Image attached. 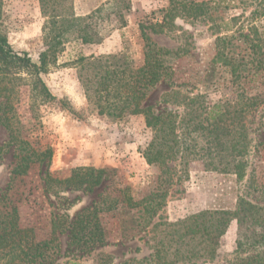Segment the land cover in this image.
<instances>
[{
    "label": "rangeland",
    "instance_id": "1",
    "mask_svg": "<svg viewBox=\"0 0 264 264\" xmlns=\"http://www.w3.org/2000/svg\"><path fill=\"white\" fill-rule=\"evenodd\" d=\"M195 1L203 3L197 17L181 13L159 32L169 0H131L129 9L113 0H74L78 16L92 15L87 22L93 24L99 40L83 44L75 35L70 36L44 75L52 92L66 101L72 112L59 103L33 111L29 86L24 76L19 80V112L31 128L27 138L36 150L52 151L51 158L45 159V163L50 162V174L66 178L73 169L84 166L106 170L102 184L90 192L48 191L45 163H37L26 175L13 179L16 153L14 145H8V131L0 126V196L7 193L18 206L23 227L33 228L39 238L51 237L52 221L58 215L66 214V227L84 210L97 208L106 230L105 244L90 248L71 244L69 231L57 229L55 236L61 246L49 264H97L103 254L111 255L108 262L117 264L148 254L145 240L153 232L137 226L144 215L139 207L130 209L128 198L140 201L153 192L168 190L154 218L162 223L157 230L164 229L165 222H176L204 209L235 210L240 198L264 207V0ZM120 12L125 25L118 19ZM1 19L15 49L36 57L45 48L40 0H3ZM143 29L154 43L172 52L166 58L174 70L171 79L164 78L148 90L143 106L151 105L159 112L176 107L164 102L162 96L180 86L184 94H199L206 106L226 109L227 122H221L224 128L220 130L225 148L217 147L207 130L189 131L188 169L181 171L178 160L171 159L167 165L172 169L171 183L166 181L170 172L148 163L143 156L142 149L153 135L144 116L99 114L88 103L78 76L79 55L124 54L131 68L118 78L132 82L144 63ZM257 35L263 45L255 47L253 44L260 42ZM240 230L239 222L233 219L220 238L215 258L202 264H246L242 261L246 254L235 252ZM164 234L162 231L160 237Z\"/></svg>",
    "mask_w": 264,
    "mask_h": 264
},
{
    "label": "trees",
    "instance_id": "2",
    "mask_svg": "<svg viewBox=\"0 0 264 264\" xmlns=\"http://www.w3.org/2000/svg\"><path fill=\"white\" fill-rule=\"evenodd\" d=\"M117 1L123 4L125 9L131 7V0ZM117 1L113 0L115 4ZM2 3L3 0H0V126L9 133L8 145H14L16 163L11 174L15 179L26 175L35 164H44L46 157L52 156L50 149L38 151L27 138V132L31 128L23 122L19 112V104L22 101L19 80L24 76L26 85L29 86V105L33 111L41 105L59 103L72 112V107L52 92L44 75L49 71L51 64L58 60L66 43L71 40L70 36L75 35L83 44L96 42L99 38L93 24L87 22V18L92 15L78 16L74 9V0H40L47 43L38 56L34 57L27 51L15 49L9 42L2 27ZM202 5L203 3L195 0H169L166 15L157 31L164 32L162 27L171 23L172 18L181 13L197 17ZM118 19L125 25L123 12H120ZM142 31L145 58L143 65L135 71L137 77L132 82L124 77L123 82H120L118 78L131 68V62L124 54L79 55L78 76L85 87L88 103L99 114L118 118L127 114L144 116L146 125L153 131L150 142L142 149L148 163L159 164L165 172L171 173L172 169L167 165L171 159L176 158L181 171L186 172L189 164L186 153L189 149V131L207 130L209 135L213 136L215 145L225 148L220 130L224 128L222 123L227 122L224 118L226 109L223 111L215 104L206 106L199 94H184L180 86L162 96L164 102L173 103L176 107H166L159 112L151 105L143 106L148 90L164 78L171 79L174 70L166 58L172 52L158 46L144 29ZM256 37L260 42L253 45H263L262 38H259V35ZM212 75L213 73L211 77ZM216 108L217 111L214 112ZM49 163H45L44 179L47 190L53 193L67 189L93 191L102 184L106 173L104 168L84 166L73 169L71 175L66 178H57L48 171ZM213 165L217 167L216 164ZM167 177L166 181L171 183L172 173ZM168 193V190L164 189L153 192L140 201L128 198L130 209L139 207L138 211L144 215L143 221L140 220L137 226L141 225V229L149 228V232L153 234L145 240L149 248L148 254L117 264H202L215 258L220 238L233 219H236L241 227L235 252L246 254L242 257L246 264H264L263 206L240 198L235 210L204 209L176 222H165L164 229L157 230L162 223L155 222L154 218L165 203ZM0 202V264L52 263L53 255L61 246L59 238L55 236L57 229H60V232L69 231L70 243L77 247L93 248L106 242V230L97 216V208L84 210L66 227H63L66 214L58 215L52 221V236L39 238L33 228L20 224L18 206L7 193L0 196ZM162 231L165 234L160 237ZM110 258L111 255L103 254L96 263L111 264L112 260L108 262Z\"/></svg>",
    "mask_w": 264,
    "mask_h": 264
}]
</instances>
